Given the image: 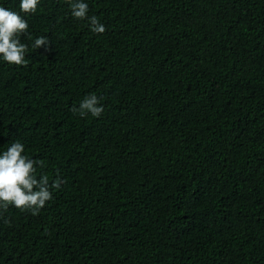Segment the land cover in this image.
I'll return each mask as SVG.
<instances>
[{
    "label": "trees",
    "instance_id": "obj_1",
    "mask_svg": "<svg viewBox=\"0 0 264 264\" xmlns=\"http://www.w3.org/2000/svg\"><path fill=\"white\" fill-rule=\"evenodd\" d=\"M85 2L104 33L39 0L27 66L0 58V152L64 181L0 215V264H264V0Z\"/></svg>",
    "mask_w": 264,
    "mask_h": 264
},
{
    "label": "clouds",
    "instance_id": "obj_2",
    "mask_svg": "<svg viewBox=\"0 0 264 264\" xmlns=\"http://www.w3.org/2000/svg\"><path fill=\"white\" fill-rule=\"evenodd\" d=\"M71 15L79 20H86L93 33L102 34L106 31L105 25L95 15H88L89 6L85 0H68ZM39 0H20L19 12L0 6V58L4 62L17 66H27L26 54L29 45L22 42L21 37L28 35L29 24L21 15L34 14L37 11ZM31 48L47 47L46 36L32 38ZM102 98L95 93L86 95L78 107L73 106L71 111L78 113L81 118H99L103 111L100 103ZM25 146L19 141L12 142L0 152V215L10 206L21 211L38 215L46 202L53 198V189H59L64 181L56 176L50 182L49 176H37V170L45 168V161L30 158L25 155ZM59 170H57L58 173Z\"/></svg>",
    "mask_w": 264,
    "mask_h": 264
}]
</instances>
